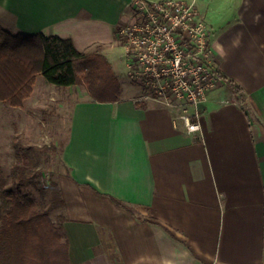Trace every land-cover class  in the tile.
Masks as SVG:
<instances>
[{
	"label": "crops",
	"instance_id": "0c3cea01",
	"mask_svg": "<svg viewBox=\"0 0 264 264\" xmlns=\"http://www.w3.org/2000/svg\"><path fill=\"white\" fill-rule=\"evenodd\" d=\"M190 1L212 27L217 68L247 95L240 103L225 84L213 91L196 133L129 76L118 27L134 20L132 0H0L9 32L59 35L80 51L101 45L121 82L120 99L104 102L40 73L22 105L0 100V135L12 140L43 139L34 111H68L53 177L71 264H264V0Z\"/></svg>",
	"mask_w": 264,
	"mask_h": 264
},
{
	"label": "trees",
	"instance_id": "16d2710c",
	"mask_svg": "<svg viewBox=\"0 0 264 264\" xmlns=\"http://www.w3.org/2000/svg\"><path fill=\"white\" fill-rule=\"evenodd\" d=\"M100 47L80 51L72 39L12 34L0 23V100L22 105L40 73L60 87L84 86L96 100H119L120 79ZM217 73L238 102L245 103L243 87L219 69ZM13 147L10 171L0 163V264H71L61 191L55 177L44 179L40 166L42 154L53 147L25 144L18 136ZM113 199L142 218L134 207Z\"/></svg>",
	"mask_w": 264,
	"mask_h": 264
},
{
	"label": "built area",
	"instance_id": "2783aa9c",
	"mask_svg": "<svg viewBox=\"0 0 264 264\" xmlns=\"http://www.w3.org/2000/svg\"><path fill=\"white\" fill-rule=\"evenodd\" d=\"M129 6L134 20L118 27L129 76L176 108L186 132L200 131L201 106L224 85L212 27L194 1L132 0Z\"/></svg>",
	"mask_w": 264,
	"mask_h": 264
},
{
	"label": "rangeland",
	"instance_id": "374dc122",
	"mask_svg": "<svg viewBox=\"0 0 264 264\" xmlns=\"http://www.w3.org/2000/svg\"><path fill=\"white\" fill-rule=\"evenodd\" d=\"M119 52L122 53L123 49L122 50L120 49ZM133 82L138 83V80H133ZM142 86L146 90V93H145L146 95L150 94V96L152 95V96L158 97L154 93L153 89L150 88V86L148 85H142ZM0 112H1V117H0L1 121H2V118H4L5 121H8V111L2 108ZM67 114H68V111L66 110V114L62 115V117H56L55 115L54 116L52 115V117H47L44 114L40 113L39 111H34L32 113L33 120L31 121V127L34 130H36L38 126L39 128L43 129L42 131L44 135L43 139L39 141H34L32 140V138L28 140H26L25 138L23 139V137H21L22 136L21 134L18 136L21 138V140L25 144L38 145L39 147H42L45 145L53 147V149H51L50 151H45L42 154L43 162L40 166L42 167L44 171L43 173L44 179H50V177H53L55 175L54 173L56 172L57 168L60 166V161H61L60 160V147L63 145L62 143H64V140L66 138L67 128L69 124ZM0 123H6V122H0ZM60 123H64L63 124V129H64L63 136L58 138V141H56L57 136L51 135L52 140H48L50 138H48L47 133L51 134L50 132H51L52 126H55L56 128V126L60 125ZM4 129H7V124L6 125L4 124V127H2V130ZM17 130H20V128H17ZM4 134H2L3 136L0 135V163L2 164L4 170L6 172H9L13 162L15 161L14 147H13V140L10 139L8 133H4ZM50 169H54L53 172H51L52 170ZM33 190H34V195L38 196V192L35 189Z\"/></svg>",
	"mask_w": 264,
	"mask_h": 264
}]
</instances>
